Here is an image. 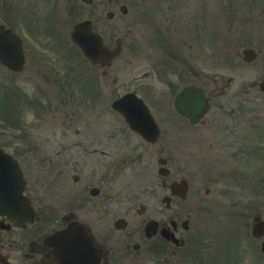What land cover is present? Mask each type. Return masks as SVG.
Wrapping results in <instances>:
<instances>
[{
  "label": "flooded vegetation",
  "instance_id": "obj_1",
  "mask_svg": "<svg viewBox=\"0 0 264 264\" xmlns=\"http://www.w3.org/2000/svg\"><path fill=\"white\" fill-rule=\"evenodd\" d=\"M243 1L248 2L240 4L238 13L250 15L251 0ZM258 3L257 8L264 10V0ZM132 6V0H0V27L11 29V57L15 52L19 54L14 63L18 69L10 70L0 62V71L11 74L16 82L25 77L26 87L22 90L31 92L25 93L26 100L38 106L42 114L29 117L27 122L22 118L16 122L22 140L28 137L34 147H18L23 143L19 139L13 144L12 134L5 141L0 139V146L19 162L23 194L35 211L33 224L26 227L0 214V264L189 261L186 246L196 244L189 234L193 218L190 206L185 205L187 196L182 198L175 184L185 178L188 195L191 183L184 173L185 163L175 154L180 133L169 131L175 126L180 130L182 123L187 125L189 121L179 113L180 121H171L176 116L170 110L173 107L175 111L174 97L186 84L200 86L210 108L215 106L217 94L228 95L231 85L216 89L208 83L206 74L192 79L188 68L160 66L163 63L158 59V63H148L154 57L147 55L145 45L138 50H143L146 68L111 67L122 54L130 29L116 39L108 36L114 25L105 26L104 15L110 13L107 19L113 18L117 9L126 15ZM152 7L158 11L159 3ZM170 14L161 10L155 21L145 20V26L163 35L173 23ZM83 19L89 20L91 29L102 36L103 45L109 49L117 41L121 43L120 54L108 64L88 59L72 40L74 25ZM153 47L166 54L162 45ZM150 75L157 81L160 76L173 77L166 79L162 88L148 81ZM127 92H134L147 107L152 122L135 102L128 101L133 116H142V129L157 126L156 137L145 138L112 107L113 101ZM218 106L223 108L222 103ZM52 111L56 115L46 117ZM49 127L55 128L56 134L55 142L50 144ZM33 155H40L42 162L45 156L47 162L55 158L54 173L51 164L43 168L42 162L38 170L35 163L25 167L26 162L35 160ZM208 191L205 187L204 192Z\"/></svg>",
  "mask_w": 264,
  "mask_h": 264
},
{
  "label": "rangeland",
  "instance_id": "obj_2",
  "mask_svg": "<svg viewBox=\"0 0 264 264\" xmlns=\"http://www.w3.org/2000/svg\"><path fill=\"white\" fill-rule=\"evenodd\" d=\"M158 1L173 3L170 8L164 5L159 8L166 13L172 12L170 16L173 18L169 19L173 24H170V29L165 28V32L170 34L161 37L167 43L174 44L170 47L174 53L167 50H164V55L158 53V48L154 49L153 45L156 46V37L159 35L153 27L145 26V20L157 19L158 14L153 11L152 6ZM178 1L132 0L133 6L126 15L119 9L113 18L107 19L104 15L105 26L114 25L112 32L108 30V36H122L130 29L125 48L111 67L143 69L149 62L158 63L160 60L164 64L160 66L190 69L188 74L192 79L206 74L208 83L213 84L216 89L223 87L231 78L228 95H217L216 104L207 113L203 124L184 126L180 130L178 126L169 127L173 135L180 133L181 139L175 143V154L185 163L184 173L192 184L185 205L190 206L194 225L189 231L190 241L196 240V244L191 242L186 246L191 256L187 258L188 262H184L264 264V253L259 248L264 237L253 238L250 233L252 217L259 214L264 219V152L247 155V150L243 152L242 146L245 143L241 139L246 135L249 138L246 139L248 146L251 149L257 148L255 144L259 141V135L264 134V92L257 86L252 89L250 87L253 81L264 79V10L257 8L258 0H251V16L248 17L238 13L240 4L248 1L232 0V4L230 0H189L191 3L185 2L182 7L178 6ZM137 4L141 6L137 7ZM182 9L187 12L179 13ZM84 11L87 13V10ZM97 12L98 10L96 17ZM204 13L205 18H202ZM181 15V20L187 21L186 23L176 21ZM178 26L182 32H178ZM151 30L153 33L147 34ZM158 41L162 42V39L158 38ZM141 45L148 47L147 55L154 57L153 61L148 59V63H145L141 56L143 50H138ZM244 46L260 49L253 61H243L240 50ZM171 77L173 76H160L157 81L156 77L150 75L148 81L164 88L166 79ZM216 77H219L218 81ZM20 78L16 82L11 74L0 71V139L5 141L4 138L12 134L13 144L20 142L19 139L23 143L18 147H34L28 137L22 140L20 130L8 127L11 119L9 97L20 92L31 93H24L22 88L26 87L25 77ZM246 88L250 89L247 93L244 91ZM218 103H222L223 108H219ZM28 106L31 111L24 106L16 105L12 108L18 111L19 118L24 122L31 116L40 117L37 114L39 107L32 105L35 107L34 111L31 105ZM5 111L10 112L7 118L3 115ZM45 115L48 118L54 117L56 112H47ZM37 122L40 124V120L37 119ZM23 125L26 127L27 123ZM55 139V128L49 127L48 143L55 142ZM235 146L238 149L232 151ZM33 156L31 158L36 161L26 162L25 167L35 163V169H41L42 157ZM45 159L42 162L43 168L46 164H51L50 168L54 173L55 158L53 162ZM205 187L209 188L207 194L204 193Z\"/></svg>",
  "mask_w": 264,
  "mask_h": 264
},
{
  "label": "water",
  "instance_id": "obj_3",
  "mask_svg": "<svg viewBox=\"0 0 264 264\" xmlns=\"http://www.w3.org/2000/svg\"><path fill=\"white\" fill-rule=\"evenodd\" d=\"M3 36H5V39L3 38L0 41V59L10 68L16 67V65H14L15 58L13 56L11 57V31L6 30ZM72 36L87 56L94 58V56L98 54L101 56L105 53L97 37L94 38V36L88 32L85 23L76 26ZM115 53H117V51L113 50L110 56ZM107 55H109V53ZM245 55H247V58H253L254 52L253 50H246ZM261 87L264 89V82L261 84ZM192 89L193 88L186 89V92L183 93L181 98L177 101V106L179 102H181V99H183V108H180L181 111L184 114H191L193 116L192 121L196 122L199 114L202 113L207 104L201 99V93L195 94V91ZM140 107H142V109L144 108L142 105H140ZM131 109V107L124 108L123 112L138 130L136 121L134 120L135 116H133L134 113L130 112ZM188 109H191L192 112L188 113ZM143 112H145L144 109ZM21 189V173L16 161L0 150V207L6 208L5 210L0 208V211H6L12 221L18 224H26L27 222H31L33 213L28 200L22 196ZM4 191L7 192L4 193ZM254 220L252 234L254 236L264 234V222L261 221L259 217H255ZM261 250L264 251V241L261 244Z\"/></svg>",
  "mask_w": 264,
  "mask_h": 264
}]
</instances>
